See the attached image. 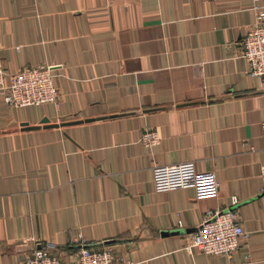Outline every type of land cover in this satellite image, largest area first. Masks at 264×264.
Here are the masks:
<instances>
[{"label": "crops", "instance_id": "obj_1", "mask_svg": "<svg viewBox=\"0 0 264 264\" xmlns=\"http://www.w3.org/2000/svg\"><path fill=\"white\" fill-rule=\"evenodd\" d=\"M252 1L0 0L6 69L47 61L59 89L58 104L0 91V264L37 240L76 264L79 233L118 264H264V89L240 42ZM187 158L215 169L219 195L155 190L154 165ZM226 205L247 230L232 257L191 246Z\"/></svg>", "mask_w": 264, "mask_h": 264}, {"label": "built area", "instance_id": "obj_2", "mask_svg": "<svg viewBox=\"0 0 264 264\" xmlns=\"http://www.w3.org/2000/svg\"><path fill=\"white\" fill-rule=\"evenodd\" d=\"M252 7L254 19L247 26L240 42L243 47L242 54L247 62L246 74L256 77L259 86L264 89V4L253 0ZM0 91L4 101L14 105L59 102L55 73L47 61L8 71L0 54ZM261 126L264 137V120ZM140 139L144 145L154 146L160 140V133L155 127H147L142 131ZM258 173L264 187V162L260 163ZM153 181L155 190L192 186L196 195L200 197L220 194V180L215 169H198L195 160L190 158L171 163H156L153 167ZM229 199L230 204H233L238 197L232 194ZM246 234L247 230L234 209L226 205L205 212L198 227L191 232L190 245L197 246L204 252L224 253L232 257V252L239 245L241 237H245ZM70 242L80 244L76 264H118L111 245L102 248L92 247L82 233L73 237ZM34 244L21 264H63L56 252L57 243L53 240H37ZM118 258L125 261V264L131 263V260L123 255Z\"/></svg>", "mask_w": 264, "mask_h": 264}, {"label": "water", "instance_id": "obj_3", "mask_svg": "<svg viewBox=\"0 0 264 264\" xmlns=\"http://www.w3.org/2000/svg\"><path fill=\"white\" fill-rule=\"evenodd\" d=\"M29 247H31V245L29 244V241H28V244H27Z\"/></svg>", "mask_w": 264, "mask_h": 264}]
</instances>
